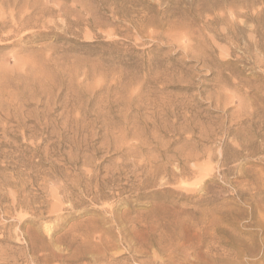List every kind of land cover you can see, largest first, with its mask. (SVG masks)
<instances>
[{
	"label": "rangeland",
	"instance_id": "374dc122",
	"mask_svg": "<svg viewBox=\"0 0 264 264\" xmlns=\"http://www.w3.org/2000/svg\"><path fill=\"white\" fill-rule=\"evenodd\" d=\"M0 264H264V0H0Z\"/></svg>",
	"mask_w": 264,
	"mask_h": 264
}]
</instances>
